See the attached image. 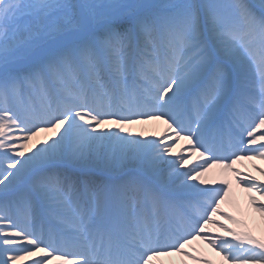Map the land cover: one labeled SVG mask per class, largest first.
<instances>
[{
  "label": "snow or ice",
  "instance_id": "6c2138e0",
  "mask_svg": "<svg viewBox=\"0 0 264 264\" xmlns=\"http://www.w3.org/2000/svg\"><path fill=\"white\" fill-rule=\"evenodd\" d=\"M0 264H264V0H0Z\"/></svg>",
  "mask_w": 264,
  "mask_h": 264
},
{
  "label": "bare ground",
  "instance_id": "6f19581e",
  "mask_svg": "<svg viewBox=\"0 0 264 264\" xmlns=\"http://www.w3.org/2000/svg\"><path fill=\"white\" fill-rule=\"evenodd\" d=\"M259 163V162H258Z\"/></svg>",
  "mask_w": 264,
  "mask_h": 264
}]
</instances>
